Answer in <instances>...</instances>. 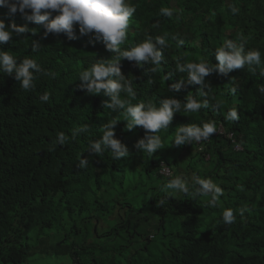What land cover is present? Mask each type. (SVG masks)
<instances>
[{
	"label": "trees",
	"instance_id": "1",
	"mask_svg": "<svg viewBox=\"0 0 264 264\" xmlns=\"http://www.w3.org/2000/svg\"><path fill=\"white\" fill-rule=\"evenodd\" d=\"M130 3L136 12L129 27L165 39L160 78L166 86L146 102L158 107L167 97L180 101L192 91L200 93L197 85L169 91L187 79L178 65L218 63L215 50L227 39L243 43L245 51L259 50L261 64L254 71L233 70L228 77L207 76L208 108L186 118L181 111L174 114L169 128L159 133L165 147L149 156L135 148L145 136L142 127L128 134L120 125L122 115L97 111L98 101L76 91L80 72L103 53L99 45L104 42L95 33L80 36L74 24L72 40L65 34L45 39L42 28L35 36H14L0 50L17 60L35 55L43 71L33 96L12 91L8 75L0 74V264H264V93L259 91L264 86V0ZM149 8H169L173 15H141ZM0 20L39 27L5 8ZM33 40L41 46L37 52H32ZM236 78L241 84L230 86L237 89L232 93L228 82ZM46 91L50 100L42 102L37 97ZM229 97L235 105L228 104ZM232 108L238 121L226 118ZM74 117L92 120L91 130L73 139ZM113 118L120 121L115 138L129 156L119 161L110 152L90 156L87 145L102 137V127ZM209 122L233 134L244 151L237 152L223 133H213L202 149L197 142L173 144L178 127ZM60 132L69 138L64 146L54 143ZM80 156L88 159L87 168L76 166ZM163 166L170 176L161 173ZM197 176L222 188L216 205L191 187ZM177 177L187 181L189 192L157 207V199L167 196L163 185ZM229 208L236 216L231 225L222 220Z\"/></svg>",
	"mask_w": 264,
	"mask_h": 264
},
{
	"label": "clouds",
	"instance_id": "2",
	"mask_svg": "<svg viewBox=\"0 0 264 264\" xmlns=\"http://www.w3.org/2000/svg\"><path fill=\"white\" fill-rule=\"evenodd\" d=\"M0 8L7 9L9 15L19 12L25 21L39 26L30 29L27 24L24 26H17L14 23L7 25L0 20V47L14 36L25 37L27 33L35 36L41 28L45 39L50 34L54 36L65 34L69 40L75 39L74 24L79 25L80 36L95 33V38L104 42L99 45L103 53L92 66L80 72L76 91L98 101L99 110L97 111L122 115L120 125L122 124V129L128 134L131 135L135 129L142 127L145 130V136L138 140L135 148L138 152H147L149 156H153L157 150L165 147L159 133L169 128L174 114L181 111V115L186 118L191 112L208 108V102L204 100V89L209 88L205 79L207 76L216 73L228 77L233 70L248 67L254 71L253 66L261 64L259 50L245 51L243 43L238 44L227 39L221 47L215 50V59L218 63L200 62L178 65L180 72L188 73L187 79L172 85L169 91H179L182 86L197 85L194 88H200V93L192 91L191 95L183 96L180 101L174 97H167L157 107L154 102L146 101L155 100V97L162 93L166 86L160 78V68L165 59V39L154 36L149 30L143 31L140 26L138 28L129 27L130 19L136 12L130 0H0ZM232 11L235 13L236 9ZM157 12L169 17L173 15V10L169 8L161 10L149 8L141 15ZM193 24L195 21L191 25ZM31 47L32 52H37L41 48L39 42L35 40L31 41ZM34 57L36 56L17 60L10 51L0 50V74L8 75L7 78L12 83L10 89L21 93L22 96H25L24 92H30L33 96L39 91L38 83L41 78L39 74L43 70ZM44 74L54 76V73ZM233 81L228 82L227 90L230 86L241 84L240 79L236 78ZM230 91L235 93L237 89L232 87ZM259 91L264 93V86ZM50 96L51 94L46 91L37 98L42 102H48ZM227 101L230 106L235 105L231 97L227 98ZM226 118L238 121L240 117L236 108L229 110ZM74 119L78 127L72 131L73 139L91 130L92 118H83L80 122H78L80 117H74ZM13 120L15 121L16 118L14 117ZM119 122L113 118L102 127V137L87 145L90 156L95 157V155L110 152L112 159L116 161L129 156L127 146L115 138L114 129ZM213 133L227 135V139L235 144L237 152L244 151V147L236 142L234 135L226 134L222 125L217 129L215 122L204 123L202 126L191 124L178 127L173 144L179 147L197 142L202 149L203 142L210 140ZM68 139L63 132H60L54 143L64 146ZM205 159L208 162L212 160L210 155H207ZM88 165V159L80 156L76 166L83 169ZM161 173L170 176L171 170L163 166ZM194 179L195 182L191 180L190 185L196 189V193L210 197V203L216 205L223 195L222 188L211 179H201L198 176ZM161 191L167 192V196L157 199V207H163L165 203H168V198H174L175 194H187L189 186L187 181L177 177L163 185ZM245 211H247L246 207L241 208L239 214L243 216ZM235 219L236 216L232 209L223 211L222 220L225 224L231 225Z\"/></svg>",
	"mask_w": 264,
	"mask_h": 264
}]
</instances>
